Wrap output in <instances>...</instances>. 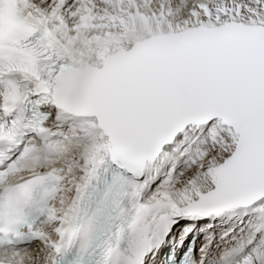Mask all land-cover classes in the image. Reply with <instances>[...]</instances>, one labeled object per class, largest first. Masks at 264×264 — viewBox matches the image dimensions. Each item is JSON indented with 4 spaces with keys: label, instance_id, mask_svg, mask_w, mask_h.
I'll return each instance as SVG.
<instances>
[{
    "label": "snow or ice",
    "instance_id": "1",
    "mask_svg": "<svg viewBox=\"0 0 264 264\" xmlns=\"http://www.w3.org/2000/svg\"><path fill=\"white\" fill-rule=\"evenodd\" d=\"M0 264H264V0H0Z\"/></svg>",
    "mask_w": 264,
    "mask_h": 264
}]
</instances>
